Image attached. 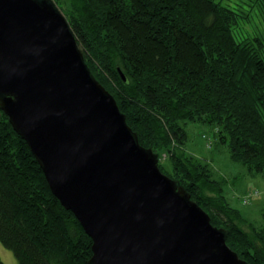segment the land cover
<instances>
[{
  "label": "trees",
  "instance_id": "16d2710c",
  "mask_svg": "<svg viewBox=\"0 0 264 264\" xmlns=\"http://www.w3.org/2000/svg\"><path fill=\"white\" fill-rule=\"evenodd\" d=\"M57 6L140 143L159 154L160 168L185 186L214 225L228 230L227 242L242 258L264 264V210L259 225L249 221L211 163L186 148L187 123H205L232 160L264 172V37L236 33L248 14L216 0H67V7ZM0 241L18 264H88L93 255L92 238L53 194L1 108Z\"/></svg>",
  "mask_w": 264,
  "mask_h": 264
},
{
  "label": "water",
  "instance_id": "95a60500",
  "mask_svg": "<svg viewBox=\"0 0 264 264\" xmlns=\"http://www.w3.org/2000/svg\"><path fill=\"white\" fill-rule=\"evenodd\" d=\"M0 108L92 238L88 264H251L140 143L54 0H0Z\"/></svg>",
  "mask_w": 264,
  "mask_h": 264
},
{
  "label": "rangeland",
  "instance_id": "374dc122",
  "mask_svg": "<svg viewBox=\"0 0 264 264\" xmlns=\"http://www.w3.org/2000/svg\"><path fill=\"white\" fill-rule=\"evenodd\" d=\"M55 1L57 5L67 7V0ZM216 1L240 13H246V16L248 14L236 27L238 36L244 37L247 34L250 38L264 37V0ZM186 128L189 133L186 145L188 151L211 163L216 177L225 182V194L231 203L238 207L249 221L259 225L264 210V172L251 173L247 166L232 160L228 147L218 145L216 142L213 126L201 122H188ZM204 134L211 137L210 143ZM161 161L168 166L167 153L161 155ZM0 256L4 264H18L14 252L1 241Z\"/></svg>",
  "mask_w": 264,
  "mask_h": 264
},
{
  "label": "built area",
  "instance_id": "2783aa9c",
  "mask_svg": "<svg viewBox=\"0 0 264 264\" xmlns=\"http://www.w3.org/2000/svg\"><path fill=\"white\" fill-rule=\"evenodd\" d=\"M204 137H206L207 140H208V142L210 143V141H211V137H210V136H207L206 134H204ZM255 193H256V192H255Z\"/></svg>",
  "mask_w": 264,
  "mask_h": 264
}]
</instances>
